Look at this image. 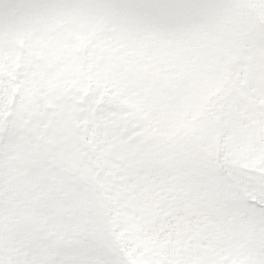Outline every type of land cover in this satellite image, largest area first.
<instances>
[{
    "label": "rangeland",
    "instance_id": "374dc122",
    "mask_svg": "<svg viewBox=\"0 0 264 264\" xmlns=\"http://www.w3.org/2000/svg\"><path fill=\"white\" fill-rule=\"evenodd\" d=\"M146 11L153 12L155 16H146ZM258 22L264 24V0H0V61L6 65V77L15 78L12 71L17 70L23 58L22 55L28 51H37L41 45L46 47L51 44L54 47L53 54L58 55L64 52L65 47L71 45V50L68 52L70 58L61 65L62 68L66 67L64 70L66 74L73 63L74 40L83 45L76 50V53L87 59V62L90 61L89 49L97 50L98 41L104 43L110 41L109 54L106 55L110 64H118L113 60V54L114 51L121 50V56L136 63L135 66L138 69H153L161 73L163 82H171L169 87L171 88L176 84L174 77L179 73L175 71L173 75L169 74L170 63L184 62V54L192 47L197 48V59L194 62L216 55V50H212V54L204 48L205 44H210L216 39L220 40L215 44L217 47L221 46L217 49L219 52L230 43L237 48L238 57H240L239 38L246 29L253 28ZM190 44L193 46L187 49ZM100 50L106 52L105 47L103 49L100 47ZM262 52L264 53V49ZM233 53L236 55L234 51ZM218 56L221 55L218 54ZM51 63L55 66L54 62ZM122 64L123 62H120L118 65ZM232 69L233 66L228 64L225 71ZM20 75L23 74L19 73L18 76ZM184 82L190 85V78H186ZM129 90L137 99L135 104L131 105L132 108H140L138 99L142 96L145 104L150 102V110L156 111V114L149 116L151 121L155 119L162 132L168 131L169 134L173 131L172 118L175 114L172 105L179 100L178 92L172 94L171 91H165L158 82L147 78L144 81H137ZM11 102L13 105V100ZM20 106L23 123L28 117L29 99L21 101ZM67 107L68 105L65 107L62 105V111ZM142 109L144 113L141 119L135 118V122L132 123L128 118V123L121 125L122 131L129 130L130 127L145 129L140 145L144 149L137 154L144 153L146 157V152L150 149L152 164L162 162L170 167L169 163L174 159L170 152L171 146L155 130L146 133V105ZM133 111L139 115L137 110ZM72 112L65 111L63 115L66 119H68L67 115L73 118L75 113L72 114ZM15 119L16 114L10 118L9 125H13ZM57 134L61 135L62 131L58 130ZM1 135L0 202L2 201V205H9V201L3 199L2 195L12 198V164L15 172L22 174V170L19 171L18 167L25 163V157H31L35 151L28 149L27 142L23 139H7L6 135ZM108 144L109 147L117 145L113 141H109ZM62 146L64 149H58L57 159L53 163L58 168L71 166L74 159V156L69 153L72 152L70 148L65 144ZM76 146L84 155L82 146L80 144ZM231 150L229 149L228 152ZM16 156L18 160H15ZM140 170L141 165H138L133 174H129V177L137 180L130 182L133 184L131 190L122 189L117 193L116 201L110 205L111 210L104 225L120 232V239H123L120 245L128 264H181L182 257L185 254L189 255L192 250L201 253V258L189 259L191 264H200L206 257H211L212 253L215 261L212 264H219L221 261V264H229L223 258L225 247L232 245V252L236 256L240 252L236 239L232 241L224 231L216 233L217 238L221 237L222 243L217 245L215 241L213 250V248H204L206 243H200L206 236H193L192 220L197 229H204L206 234H212L213 230H216L213 229V225L211 226L212 222L215 224L216 221L204 222L201 218V214H206L204 210L202 213L198 209V218H196L194 208H186L183 213H186L187 222L181 220L183 225L177 218L169 215L166 221L164 218L155 221L154 224L158 225L150 227L146 232V218H151L150 215L146 216L149 209V196L151 200H154L156 195L152 193L151 184L148 185L145 181L142 182L145 184L142 187L143 193L137 194L136 181H141L143 177L146 178V174L148 175V171H142L143 175H141ZM135 172H139L137 176H134ZM162 173L161 170L156 174ZM21 187H25V184L21 183ZM179 197L180 195L175 193V199ZM197 198L199 201L203 199ZM28 200L30 208L21 197L16 198V205L20 207V211H13L14 219L7 223L8 226H12V231L15 230V237L19 233L21 237L15 238L1 254L2 264H115L107 252L95 245L87 247L84 254H81L76 251L66 252L59 246L35 243L29 233V224L33 226L34 223H42L45 220L43 211L50 212L55 206L59 208L56 213L62 218L58 221L59 225L54 226L53 235L55 236L74 232L77 226L86 227L83 223L94 221H87L82 215L77 217V221L65 218L66 206L57 201L58 197L49 203H44L46 200L44 196L39 198L38 212H34L33 203L31 199ZM257 202H259L258 199ZM174 203L171 200L167 209H171ZM261 203L264 205V200ZM48 204L53 206L48 208ZM256 210L259 209L245 206L241 211L232 210V212L244 213V216L254 220L259 214ZM7 216V212L0 209V230L7 225L5 224ZM53 217L54 213L51 212L48 219L52 220ZM245 219L241 221L243 227L246 225ZM61 222L64 224L62 225ZM260 231V233L256 231L254 235L258 243L264 245V231ZM148 233L153 236L149 237Z\"/></svg>",
    "mask_w": 264,
    "mask_h": 264
},
{
    "label": "trees",
    "instance_id": "16d2710c",
    "mask_svg": "<svg viewBox=\"0 0 264 264\" xmlns=\"http://www.w3.org/2000/svg\"><path fill=\"white\" fill-rule=\"evenodd\" d=\"M239 41L241 44L239 47L240 57H238V53L235 55L231 51V46H228L227 51L218 56L217 49L220 47H212L209 44L204 46L205 50L212 54V50H216V55L193 62L194 57H197L194 54V56L188 57L185 62L173 64L170 67L171 75L179 67L185 68V70L181 69V73H179L175 89H169L170 91L181 90L182 84L185 85L181 82L186 75L203 78V81L195 83L196 86L192 84L190 87L189 85L187 90L183 89L180 92L181 99L173 107L176 112L174 129L166 136L167 141L172 143L170 152L174 159L169 163L171 166L162 162L156 165L146 162L148 185L151 184L152 193L156 195L151 204L152 210L149 211L151 226L155 221L162 219L160 218L161 212L167 213L176 208V205L173 204L171 209H167L175 192L184 194L181 200L182 204H195L193 196H203L199 183L210 186L214 182L208 166L214 160L215 153L210 149H218V138L224 135L229 140L230 136L232 137L231 140L240 147L241 153L235 159L231 174L224 177V185L220 191V195L227 194L234 199L222 200V196L215 198L221 204L218 206L219 208L213 210L212 220L226 215V212L222 211V206H234L232 204H235L236 199L240 202L244 197H252L255 186L264 183V53L262 52L264 49V27L257 25L255 29L252 28V31L247 32L246 30L245 35H242ZM46 55V59L41 55L36 57L34 63L29 62L23 73L25 77L20 83L16 80H8L4 75L5 67L0 64V118L5 113L4 106L12 93H18L20 98L24 97L23 101L29 99L30 113L29 119L22 123L23 115L19 108L21 99L18 108L15 109L16 112L14 111L17 117L15 123L9 128H5L7 131L2 135H6L7 139H20L24 136L30 141V147L37 149L38 152L35 153V156L40 161L28 159L27 165L21 169L24 170L23 177H26V181L31 176L32 179H41L40 186L43 191L38 195H45L48 199L51 196H59L58 202L69 207V210L66 209L65 212L71 221H77V217L82 215L86 220H93L97 223L94 216L98 214L97 217L100 221L105 222L108 202L113 201L116 195L109 175L114 171L115 179L124 180V176L130 170L129 164L125 161L130 149H117L114 154L111 149L106 156L98 149L103 148V137L109 135L106 134L105 127L112 124L111 128L117 130L118 125L124 122L128 113L133 118L138 117L133 110L139 111V109L129 110L130 108H128L130 104L134 103L132 97L128 94L119 96V92H117L119 86L132 81L136 70L128 72L113 64L102 63L101 61L107 60V58L106 55L99 53L95 60L89 63L81 61L80 68L74 65L69 73L67 71L64 74V70H58L56 65V67L47 65L51 64V56L48 52ZM54 60L61 59L55 56ZM228 64L233 66L231 71H225ZM31 66L32 78L36 85L29 80L28 84L24 86L27 69ZM149 72L153 73V70L149 69ZM178 84L180 85L178 86ZM162 89L164 90V87ZM194 91L199 92L196 102L189 104L191 100L188 93ZM64 99L69 102L64 111L75 113L71 122L66 121L64 116V120H62L60 116V113L64 112L61 106L67 105L64 103ZM254 106L255 108H253ZM147 116H151V111ZM147 120L150 121L149 118ZM131 122L135 121L131 120ZM152 123L160 128L155 120ZM56 130L62 131L61 136L66 141L63 144H67V142L70 144L71 155L74 156L71 166H62V170L50 169L45 166L47 161L57 158L55 154L60 149H55V143H52L53 146L46 143L49 134H55ZM156 130L157 128H155ZM77 131L83 133L84 138H89V142L92 136L99 138L97 142L89 143L90 149H85L84 155L74 145L77 144ZM133 131L135 129L128 130L122 137L125 138L128 135L126 138L128 142L133 139L141 144V140L133 136ZM140 134L141 132L138 133V135ZM155 135L158 138V135ZM249 145L259 146L258 151L253 150L254 148ZM188 149H194L198 162L187 172L184 169L187 163L181 154ZM148 153H146V160L150 161ZM112 158L118 160L114 163L113 169L110 165ZM161 170L162 174H156ZM12 177L14 187L18 186V179L21 176L13 171ZM62 177L66 185L60 184ZM32 188L28 182L27 191L31 193ZM179 200H174V202L178 203ZM207 200L213 201L212 198H207ZM241 205H245V203L242 202ZM204 221H208V219ZM95 225L86 230L80 227L83 232H75L68 236L64 244L75 245L79 250L86 247L89 240L101 245L104 241L117 238V234L112 229L100 230ZM260 227L263 228V224ZM11 228L4 227L0 230V251L4 250L2 239L11 240L13 237ZM37 233L45 241L51 240H48L44 230ZM244 242L246 243V241ZM249 243L251 244V242ZM115 250L121 258L122 254L120 255L118 252L117 246H115ZM255 252L257 254L250 255L244 251L242 255L238 256V262L242 264L245 259L250 258L251 264H264V248L256 245Z\"/></svg>",
    "mask_w": 264,
    "mask_h": 264
}]
</instances>
